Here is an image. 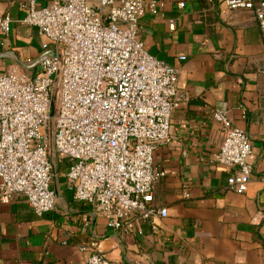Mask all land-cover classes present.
Segmentation results:
<instances>
[{"label":"crops","instance_id":"crops-1","mask_svg":"<svg viewBox=\"0 0 264 264\" xmlns=\"http://www.w3.org/2000/svg\"><path fill=\"white\" fill-rule=\"evenodd\" d=\"M24 0H0L12 18L0 31V71L16 62L32 71L45 36L22 19ZM52 0H39L44 5ZM155 1L158 13L140 21L146 48L175 66L183 102L171 114L170 136L157 143L154 202L169 214L113 228L94 206L75 199L68 161L51 151L55 207L37 214L23 194L0 200V264H87L97 248L119 264H264V41L249 9L224 0ZM184 5H180V2ZM174 19L175 28L169 26ZM185 55V58L180 56ZM227 111L251 139V180L244 192L228 187L217 159L223 139L213 111ZM1 180V179H0Z\"/></svg>","mask_w":264,"mask_h":264},{"label":"built area","instance_id":"built-area-1","mask_svg":"<svg viewBox=\"0 0 264 264\" xmlns=\"http://www.w3.org/2000/svg\"><path fill=\"white\" fill-rule=\"evenodd\" d=\"M224 3L251 10L264 41V0ZM21 7L22 20L45 40L32 71L19 62L0 71V200L23 194L37 214L53 209L54 151L68 161L76 200L93 205L109 226L142 233L141 219L169 214L154 202L165 174L154 150L170 136L171 114L184 99L177 68L151 53L140 35L141 18L158 13L156 2L24 0ZM11 21L0 15L2 33ZM169 26L175 28L174 19ZM213 117L223 133L217 159L234 169L228 187L244 192L253 170L250 136L226 110L216 108ZM81 248L93 250L87 264H119L95 241Z\"/></svg>","mask_w":264,"mask_h":264},{"label":"rangeland","instance_id":"rangeland-1","mask_svg":"<svg viewBox=\"0 0 264 264\" xmlns=\"http://www.w3.org/2000/svg\"><path fill=\"white\" fill-rule=\"evenodd\" d=\"M53 111V110H52Z\"/></svg>","mask_w":264,"mask_h":264}]
</instances>
